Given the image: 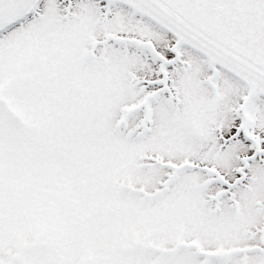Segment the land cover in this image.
Segmentation results:
<instances>
[{
  "label": "snow or ice",
  "instance_id": "snow-or-ice-1",
  "mask_svg": "<svg viewBox=\"0 0 264 264\" xmlns=\"http://www.w3.org/2000/svg\"><path fill=\"white\" fill-rule=\"evenodd\" d=\"M0 264H264V0H0Z\"/></svg>",
  "mask_w": 264,
  "mask_h": 264
}]
</instances>
